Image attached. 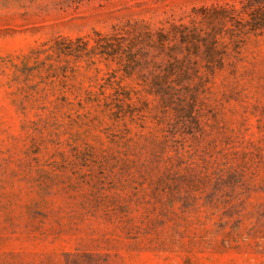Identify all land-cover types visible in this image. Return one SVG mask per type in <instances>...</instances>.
Returning a JSON list of instances; mask_svg holds the SVG:
<instances>
[{
    "label": "rangeland",
    "instance_id": "rangeland-1",
    "mask_svg": "<svg viewBox=\"0 0 264 264\" xmlns=\"http://www.w3.org/2000/svg\"><path fill=\"white\" fill-rule=\"evenodd\" d=\"M0 264H264V0H0Z\"/></svg>",
    "mask_w": 264,
    "mask_h": 264
},
{
    "label": "trees",
    "instance_id": "trees-1",
    "mask_svg": "<svg viewBox=\"0 0 264 264\" xmlns=\"http://www.w3.org/2000/svg\"><path fill=\"white\" fill-rule=\"evenodd\" d=\"M204 12H208V11H206L205 9H202ZM214 16H211L210 14H209V16L208 17H206V16H203V18H205L206 20L207 19H212Z\"/></svg>",
    "mask_w": 264,
    "mask_h": 264
}]
</instances>
